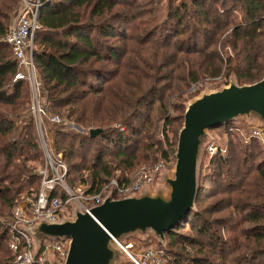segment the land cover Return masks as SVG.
Segmentation results:
<instances>
[{"label": "trees", "instance_id": "obj_1", "mask_svg": "<svg viewBox=\"0 0 264 264\" xmlns=\"http://www.w3.org/2000/svg\"><path fill=\"white\" fill-rule=\"evenodd\" d=\"M163 1L48 0L40 10L33 62L48 113L64 121L52 131V143L68 167L70 188L87 185L97 193L118 173L124 175L120 183L128 182L127 173L149 160L155 145L160 150L150 134L154 108L162 112L175 99L179 104L171 107L177 110L182 93L201 78L226 71L243 85L264 77V0H167L157 20ZM16 2L0 0V38ZM226 46L232 55L224 57ZM15 72L10 47L0 43V106L15 113L0 110V216L3 210L12 215L40 183L28 166L41 156L33 121L25 120L18 132L28 90L26 82H12ZM68 124L81 132L66 129ZM96 129L99 134L90 137ZM234 129L235 123L215 129L227 134L229 147L225 156L210 159L196 210L165 234L166 249L157 245L163 264H264V157L255 139L245 149L233 146L239 141ZM229 209L224 218L215 217ZM214 227L237 236L224 239ZM9 241L0 220V264H14Z\"/></svg>", "mask_w": 264, "mask_h": 264}, {"label": "water", "instance_id": "obj_2", "mask_svg": "<svg viewBox=\"0 0 264 264\" xmlns=\"http://www.w3.org/2000/svg\"><path fill=\"white\" fill-rule=\"evenodd\" d=\"M234 79L185 105L174 165L160 172L153 187L118 200L109 193L90 215L75 207L71 216L60 222L40 221L34 228L25 229L33 255H37L43 239L69 241L64 262L51 256L49 264H130L119 247L128 239L145 242L152 238L164 247L165 234L196 210L199 165L212 142L210 132L235 122L264 129V77L247 85H239ZM99 132L91 130L89 135L94 137Z\"/></svg>", "mask_w": 264, "mask_h": 264}, {"label": "built area", "instance_id": "obj_3", "mask_svg": "<svg viewBox=\"0 0 264 264\" xmlns=\"http://www.w3.org/2000/svg\"><path fill=\"white\" fill-rule=\"evenodd\" d=\"M48 0H18L10 17L8 31L0 38V43L7 44L12 51V61L16 72L12 82L24 81L31 89L33 103L31 116L34 127L44 150V168L39 172V187L33 196L22 198L12 211L10 220L1 221L8 228L10 236L9 249L14 254V264H49V257L53 256L63 263L66 257L69 241L43 239L37 255H33V246L30 236L24 231L34 228L40 221L48 223L60 222L70 217L75 207L90 215V211L99 206L107 194L118 200L140 192L146 187H153L161 171L168 167L166 159L155 166L139 169L128 182L120 183L122 176L112 178L97 193H89L88 188H70L66 183L68 167L62 155L53 154L47 147L50 143L45 129L47 120L56 128L63 124L58 115H50L44 105L45 91L42 84L36 79L33 62V43L35 33L41 28L39 16L41 8ZM247 133L235 125L237 135L244 136V143L257 140L264 147V129L247 126ZM72 128V126H70ZM213 132V130L211 131ZM212 136V135H211ZM205 148V154L211 159L216 155L225 156L226 148L212 136ZM243 143V141H242ZM244 144V145H245ZM174 154H172L174 165ZM71 209V211H69ZM119 245V244H118ZM136 240L128 239L124 246L119 245L130 259V264H163V253L156 246L148 245L141 249Z\"/></svg>", "mask_w": 264, "mask_h": 264}, {"label": "rangeland", "instance_id": "obj_4", "mask_svg": "<svg viewBox=\"0 0 264 264\" xmlns=\"http://www.w3.org/2000/svg\"><path fill=\"white\" fill-rule=\"evenodd\" d=\"M166 3H167V0H164L159 5L158 11H157V17L155 19L161 20L164 17L165 9H166ZM16 4H17V2H16ZM16 4H14V7L16 6ZM14 7H13V10L11 11V13H10V17L13 14ZM10 17H9V21H10ZM136 23L137 22H135L134 24H136ZM134 28H135L134 25H131L130 27H128V29H127L129 31L128 33H131L134 30ZM120 45H122V43H120ZM33 48H34V50L37 49V46L34 45V43H33ZM229 53H230V50L228 49V46L224 47L223 56L226 57ZM113 68H115L114 65L111 66V69H113ZM35 72H36V79L41 83V81L39 79V74H38L36 69H35ZM234 78H235V76L233 74L228 75L226 73V71H222L221 75H219L218 77H208V76H206V77L201 78L197 83H195L194 85L190 86V88H188L185 92L182 93L181 99H182L183 102H181V104H182L183 107L181 105H180V107L184 108V111H185V105H187L188 103H191L193 100H195L196 98H198L199 96H201L204 93H209V92H212V91L220 90L223 86L228 85L230 80L234 79ZM247 84H249V82H246L245 85H247ZM146 86L148 87V83H146ZM26 87H27V90H28V102H27V105L25 106V108H23V110H25L26 113L24 114V116L23 115L20 116V120L19 121H18V119L16 121L17 126H18V132L21 130L25 120L26 121L29 120V119L32 120V116H31L30 112H31V106H32V103H33V94L31 92L30 86L28 84H27ZM105 88H107V87H105ZM98 98H100V97H98ZM177 102L178 101H176L175 99H171L168 102L167 109L163 110L162 112L159 111V106L158 105L154 108L152 116L154 118H156V119H155L154 128L151 129L150 134H152L154 136V138H156V140H159L161 142L160 145H158L160 150L157 151L156 150L157 145H155L154 148H153V152L149 153L150 155L147 156L149 158V160L141 161V163H139V165H138V167H136V169H134L132 172L127 173V175L129 177H133L135 175V173L139 169H141V168H149V167L155 166L158 162H160V161H162L164 159H166V161H169L168 167L165 168L164 170L169 171L173 167L172 154L175 151V146L176 145H174V143H175V140H177V135H178V132H179V130L181 128L180 127V119L179 118H180V115L182 114V112H181V108L180 107L177 109L178 110L177 111L176 108H175L176 106L175 107L174 106L171 107V105L179 104ZM0 110L4 114H12L10 116H14L15 115V113H13L14 112V108H13L12 113H11V109H9L8 107L3 106V105L0 106ZM19 112H21V109L19 110ZM21 114H22V112L20 113V115ZM168 121H170L169 124H166ZM62 122L64 123L63 120H62ZM235 125L237 127H239L240 129H242V131L247 133L246 124H244L242 122H235ZM70 126H72L73 131L81 132L78 127H76L75 125H72V124H68L66 129L67 128L70 129ZM45 129L47 130L49 136H51V138H50L51 142L49 143L48 140H46L45 144L47 145L49 150H51L52 153L55 154L57 152L55 151L53 143H52V141H53V133H52V131H55L56 127L52 126V125L50 127H48L45 124ZM210 135L216 137L217 140L220 142V144L222 146H224L225 148L229 147V145L228 146L225 145V143L227 142V134H225V133L224 134H220L219 132L213 130V132H210ZM17 136H18V133L16 134V137ZM36 136H37V139H38V144H39V147H40L41 156H40L38 161H30V162H28V166H30L31 168H35L34 174H36L39 177V172L41 170H43V168H44V150H43L42 143L40 142V140L38 138L37 133H36ZM238 138H239V141L233 140L234 141V142H232L234 144L233 146H236L238 144L239 145V148H238L239 150L240 149H245V147L247 145V144L244 143L245 137L241 136V135H238ZM242 141H243V143H242ZM0 142H1V140H0ZM261 149H262V153H263L262 157H264V147L261 146ZM161 150H164V151L167 152V156L165 158L161 157V154H160ZM61 154L59 153V155H61ZM141 157H142V155L139 156V158H141ZM209 162H210V158L205 154V152H203L202 155H201V162H200V165H199V183H200L202 177H204L207 174ZM86 176H87V173H86ZM120 176L123 177L124 176L123 173H118L113 178H117V177H120ZM223 178H224V176L220 177V179H222V180H223ZM80 186L88 188L87 185L83 186L81 184H77L72 189H74L76 187H80ZM220 198H222V196H219V197H216L214 199L208 200L203 205L207 206L208 204L216 202V200L220 199ZM9 211L3 210L2 215L0 216L1 217L0 218L1 221H4V220H8L9 221L10 220L12 215H9ZM69 211H71V209H69ZM229 213H230V209L227 211V213H219V214L215 215V217L220 218V217L223 216V218H224L225 216L229 215ZM215 217H212V218L209 217V218L211 220H213ZM214 230H216V231L218 230L217 233L220 232L221 237L224 238V239L235 238L237 236L235 234L236 232H234V231H228V230H224L223 229L224 233L221 234V231H220L221 228L219 229L218 227H214ZM133 240H136V239H133ZM136 241L138 242V244H141V245H139L141 247V249H144V247L148 246V245H153V246H156V247H157V245H160V244L157 243L156 240H154L152 238L147 239L145 242H141V241H138V240H136ZM164 245H165L164 247L162 245H160V246L163 249H166V247H167L166 237H165V244Z\"/></svg>", "mask_w": 264, "mask_h": 264}]
</instances>
